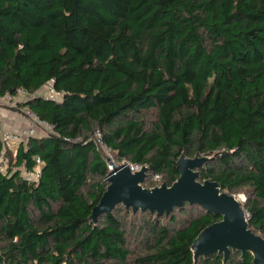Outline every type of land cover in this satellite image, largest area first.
I'll use <instances>...</instances> for the list:
<instances>
[{"label":"trees","instance_id":"trees-1","mask_svg":"<svg viewBox=\"0 0 264 264\" xmlns=\"http://www.w3.org/2000/svg\"><path fill=\"white\" fill-rule=\"evenodd\" d=\"M48 84L58 98L17 104L51 131L0 169V264H253L240 251L194 259L196 236L221 219L198 204L176 207L180 219L137 211L133 232L117 208L90 214L104 148L167 185L180 155L204 156L198 180L246 188L248 226L264 236V0H0V97Z\"/></svg>","mask_w":264,"mask_h":264},{"label":"water","instance_id":"water-1","mask_svg":"<svg viewBox=\"0 0 264 264\" xmlns=\"http://www.w3.org/2000/svg\"><path fill=\"white\" fill-rule=\"evenodd\" d=\"M207 159L180 155L176 162L178 178L171 185L162 182L149 189L142 186L148 172L146 166L132 171L127 162L115 165L109 160L111 167L104 179L107 187L91 210V220L96 222L119 204L133 213L148 211L158 216L167 215L184 203L198 204L221 219L196 236L191 245L194 259L218 254L223 255L225 263L231 251H240L241 257L250 253L253 264H264V236L248 226L243 203L234 194L222 190L216 181L198 180V170Z\"/></svg>","mask_w":264,"mask_h":264},{"label":"built area","instance_id":"built-area-1","mask_svg":"<svg viewBox=\"0 0 264 264\" xmlns=\"http://www.w3.org/2000/svg\"><path fill=\"white\" fill-rule=\"evenodd\" d=\"M44 88H47V92L44 93L42 90L30 94L23 89H17L14 96L5 95L0 97L1 103L8 104L11 107L15 108L17 112L23 114L26 117L27 123L24 126L19 125L18 127H7L4 124L0 123V162L6 164L8 161L7 151H12V156L15 157L17 152L18 145L25 141L27 138L36 135H44L51 131L50 125L38 118V116L28 107V106H17L18 103L26 101L29 96L40 95L47 98H58V92H56L51 84L45 85ZM39 129H46L42 133H38ZM36 161L39 163V158H36ZM132 171H137L141 169V165L128 163ZM0 164V169L4 170L5 166ZM39 166L35 168V171H26L23 170L22 174L26 178H36L39 172ZM155 177L158 175L154 174Z\"/></svg>","mask_w":264,"mask_h":264},{"label":"rangeland","instance_id":"rangeland-1","mask_svg":"<svg viewBox=\"0 0 264 264\" xmlns=\"http://www.w3.org/2000/svg\"><path fill=\"white\" fill-rule=\"evenodd\" d=\"M47 88H43V92L46 93L47 92ZM1 101H3V99L0 100V109H5L8 111V113L10 112L11 116H14V119H11V121H15L17 123V125H21L24 126L27 123L26 117L21 114L20 112L18 113L17 110H15V108L11 107L8 104H4L1 103ZM1 114V113H0ZM156 115V111L155 109H149L146 111H142L139 116L140 118L143 119L144 123L146 125H150L152 120L155 118ZM0 123L1 122V116H0ZM3 124V123H2ZM43 131H46V129H39L38 133H42ZM41 135V134H40ZM104 155L107 159V163L109 168L111 167V165H109V160L113 161V164L115 165H119L117 163H119V161H117L116 157L114 156V154H112L109 150L104 148ZM13 157L12 156V151H7V157ZM121 162H125V161H121ZM120 162V163H121ZM128 163V162H127ZM1 165H3L2 162H0ZM5 166V164L3 165V167ZM162 182H164L162 180V178L159 177H155L154 175H151L150 172H147V176L144 180V182L142 183L143 187L149 189L152 188L154 186L160 185ZM236 198L238 200L241 201V203L245 202V200L248 197V193H247V189L246 188H241L240 190H237L233 193ZM117 212H121V216H123V222L124 225L126 227L127 230H129V232H133V230H135L136 228H138L139 225L142 224V215L140 212L138 213H132L130 209L125 210L124 205H118L117 207ZM193 214H196L197 212H200L199 208H192ZM174 214L180 219L182 216L187 215V213L182 212L183 214H181V211L176 209L175 211H173ZM187 217V216H186ZM129 240H130V244H131V248L132 250H141V240H142V236L141 235H131L129 234Z\"/></svg>","mask_w":264,"mask_h":264},{"label":"crops","instance_id":"crops-1","mask_svg":"<svg viewBox=\"0 0 264 264\" xmlns=\"http://www.w3.org/2000/svg\"><path fill=\"white\" fill-rule=\"evenodd\" d=\"M0 116H1V122L7 126V127H18L17 123L15 121H11V119H14V116L10 115V112L8 113L5 109H0Z\"/></svg>","mask_w":264,"mask_h":264}]
</instances>
